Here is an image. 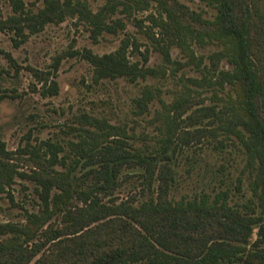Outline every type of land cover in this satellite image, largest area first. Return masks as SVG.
Wrapping results in <instances>:
<instances>
[{
    "label": "trees",
    "instance_id": "trees-1",
    "mask_svg": "<svg viewBox=\"0 0 264 264\" xmlns=\"http://www.w3.org/2000/svg\"><path fill=\"white\" fill-rule=\"evenodd\" d=\"M10 1L12 13L0 15V32L12 34L16 48L69 18L83 24L95 42L125 31V18L134 20L149 44L126 33L113 51L67 50L54 58L53 71L34 73L45 96L59 94L50 75H57L68 56L92 66V83H145L133 112L148 114L159 100L162 107L151 121L158 122L162 136L149 152L130 141L125 127L88 113L72 127L75 140H33L30 131L24 145L9 149L0 131V192L12 194L20 178L34 184L39 199L37 210L25 209L24 219H0V264H264V0H202L216 9L213 18L180 0H107L97 10L89 0H44L38 9L25 0ZM144 12V18L137 16ZM210 44L219 49L197 53ZM174 47L186 61L175 57ZM153 51L162 55L157 66L150 65ZM7 56L19 72L16 59ZM190 65L201 76L186 77L170 102L162 86L148 82ZM206 141L216 148L242 146L247 202L232 204L229 189L214 196H171L173 154ZM130 169L139 170L145 199L115 195Z\"/></svg>",
    "mask_w": 264,
    "mask_h": 264
},
{
    "label": "rangeland",
    "instance_id": "rangeland-1",
    "mask_svg": "<svg viewBox=\"0 0 264 264\" xmlns=\"http://www.w3.org/2000/svg\"><path fill=\"white\" fill-rule=\"evenodd\" d=\"M29 7L38 9L44 0H25ZM193 9L204 11V15L213 18L216 9L208 6L202 0H180ZM91 6L97 10L107 0H89ZM12 13L10 0H0V15ZM148 12L139 13L144 18ZM118 17L124 14L118 13ZM127 28L119 35L105 33L95 42L91 32L76 19L69 18L61 24H50L44 31L33 35L28 42L16 48L13 45L12 34L0 32V131L9 149H17L26 143V137L32 132L33 140L37 138H52L54 140L77 139L72 127L80 126V117L84 113L110 119L111 123L121 125L132 135L130 141L139 148L153 151L158 145V138L162 136L158 122H152L155 110L162 107L159 100L151 105V112L143 116L134 114L133 99L145 83L136 85L125 79L105 80L92 83V66L76 57H65L55 77L59 84V94L45 96L42 83L34 70L53 71L51 65L54 58L67 50L91 48L96 53H106L115 50L120 39L126 33L137 36L144 43L149 44L146 34L141 32L134 20L125 18ZM146 23H149L146 21ZM145 46H142V50ZM176 58L186 61L179 49L174 47ZM219 49L217 45H207L198 48V54H209ZM11 53L19 64V72L8 59ZM162 62L159 52H151L150 65L157 66ZM223 66H229L227 61ZM4 69V71H3ZM9 71V73H7ZM48 76V74H44ZM201 76L193 66H186L176 75L170 74L166 79H149V83L162 86L163 98L170 102L182 90L186 77ZM51 84L49 80L47 86ZM206 93L204 95H210ZM211 100L207 99L206 103ZM216 142H204L187 146L174 153L172 165L175 167V182L171 196L175 199L194 197L196 194L208 192L214 196L220 190L229 189L230 202H247L249 178L242 174L246 162V155L239 144H226L223 148H216ZM138 169H130L125 175L124 184L115 195L121 199L136 194L139 199H145L148 190L143 184V178L138 176ZM241 189L238 190L239 181ZM24 185L27 186L24 187ZM157 183L155 184V187ZM144 190V192H143ZM12 194L0 192V219L19 221L24 219L25 209L37 210L38 196L34 184L20 178L14 184ZM13 196V199L11 197ZM137 264H149L146 262Z\"/></svg>",
    "mask_w": 264,
    "mask_h": 264
}]
</instances>
